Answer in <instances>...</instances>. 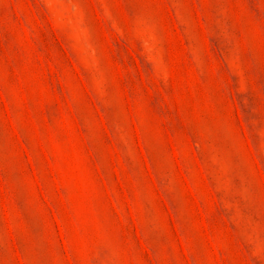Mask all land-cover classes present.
Wrapping results in <instances>:
<instances>
[{"label":"rangeland","instance_id":"374dc122","mask_svg":"<svg viewBox=\"0 0 264 264\" xmlns=\"http://www.w3.org/2000/svg\"><path fill=\"white\" fill-rule=\"evenodd\" d=\"M0 264H264V0H0Z\"/></svg>","mask_w":264,"mask_h":264}]
</instances>
